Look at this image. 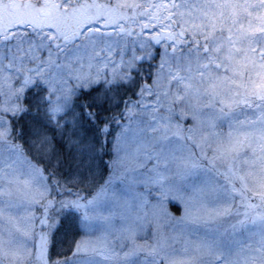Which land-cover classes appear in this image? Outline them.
<instances>
[{"label": "snow or ice", "instance_id": "obj_1", "mask_svg": "<svg viewBox=\"0 0 264 264\" xmlns=\"http://www.w3.org/2000/svg\"><path fill=\"white\" fill-rule=\"evenodd\" d=\"M0 264H264V0L0 26Z\"/></svg>", "mask_w": 264, "mask_h": 264}, {"label": "rangeland", "instance_id": "obj_2", "mask_svg": "<svg viewBox=\"0 0 264 264\" xmlns=\"http://www.w3.org/2000/svg\"><path fill=\"white\" fill-rule=\"evenodd\" d=\"M0 1V5L4 7L0 8V23L4 21L2 17L12 21V24L19 18L23 20L22 24L49 25L68 32H73L82 27L84 23L93 19L101 11L111 17H122L129 8L134 9L141 2V0H112V4H109L108 0H102L103 9H100L99 5L95 9H90L79 5L66 7L60 4L59 0ZM152 15L159 16L160 10L154 9ZM163 194L161 192V195Z\"/></svg>", "mask_w": 264, "mask_h": 264}, {"label": "trees", "instance_id": "obj_3", "mask_svg": "<svg viewBox=\"0 0 264 264\" xmlns=\"http://www.w3.org/2000/svg\"><path fill=\"white\" fill-rule=\"evenodd\" d=\"M0 3H1V1H0ZM0 8H4V7L2 5H0ZM2 18L4 19V21L0 23V26H4V27H9L11 25H15V24L17 25V24L23 23V20L19 19V18H17V20L15 22H13L14 24H12V21L7 19L6 17H2ZM36 18H38V17H36ZM172 211L178 213L179 210L177 208H173ZM72 234H73L72 230L70 228H66L60 242L61 243L66 242Z\"/></svg>", "mask_w": 264, "mask_h": 264}]
</instances>
